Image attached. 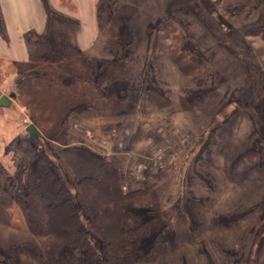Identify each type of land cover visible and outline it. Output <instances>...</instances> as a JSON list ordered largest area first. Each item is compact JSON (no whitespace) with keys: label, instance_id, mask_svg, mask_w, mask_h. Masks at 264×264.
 Here are the masks:
<instances>
[{"label":"rangeland","instance_id":"obj_1","mask_svg":"<svg viewBox=\"0 0 264 264\" xmlns=\"http://www.w3.org/2000/svg\"><path fill=\"white\" fill-rule=\"evenodd\" d=\"M94 6L96 33L84 46L71 38L73 21H64V50H74L89 73L62 78L89 76L112 101L101 108L77 95L54 122L38 116L42 101L30 106L15 96L0 107V260L43 264V249L34 255L26 242L63 246L25 229L15 210L22 191L28 215L43 214L24 191L26 173L38 166L60 179L89 230L90 199L61 158L64 147L77 145L116 168L124 190L147 187L133 207L143 220L158 204L157 228L143 227L142 247L149 250L158 232L162 250L136 264H264V0ZM63 57L34 60L58 64ZM9 69L0 95L14 92L24 75ZM29 122L38 140L25 130ZM73 251L81 264H95L86 249Z\"/></svg>","mask_w":264,"mask_h":264},{"label":"trees","instance_id":"obj_2","mask_svg":"<svg viewBox=\"0 0 264 264\" xmlns=\"http://www.w3.org/2000/svg\"><path fill=\"white\" fill-rule=\"evenodd\" d=\"M74 53V50L65 48L64 60L58 64L0 58V76L6 74L10 67L24 72L15 84V96L26 98L25 103L30 106L42 101L44 107L38 116L44 122L57 121L70 105L78 103L76 96L80 94L92 96L97 106L105 108L104 105L112 100L101 95L89 76H73L69 82H64L62 77L68 72L78 75L89 73L86 65L73 60ZM173 60L177 62L175 57ZM5 63L2 70L1 66ZM106 68L118 72L117 66L107 65ZM156 99L160 103L166 101L162 96H156ZM61 154L62 160L68 164L77 183L85 189L90 199L89 230L85 227V217L80 215L60 179L49 168L38 166L26 173L24 191L30 198L40 201L43 216L28 215L30 208L22 191L15 199V210L25 229L43 238L59 239L64 251H57L62 247L54 246L55 242L51 243L50 239L45 247L26 242L27 251L35 255L43 249V264H81L73 250L81 251L83 248L90 252L95 264H136L155 258L163 247L160 233H155L154 245L149 250L143 249L142 242L144 226L157 228L160 214L158 204L149 206L147 220H143L133 209L134 203L147 194V187L124 190L116 168L82 146L64 147ZM99 200L103 202L101 209L96 207ZM97 238L98 242L95 243ZM0 264L6 263L0 260Z\"/></svg>","mask_w":264,"mask_h":264},{"label":"crops","instance_id":"obj_3","mask_svg":"<svg viewBox=\"0 0 264 264\" xmlns=\"http://www.w3.org/2000/svg\"><path fill=\"white\" fill-rule=\"evenodd\" d=\"M94 3L95 0H70V4H64V0H0V58L26 62L63 55L67 20L73 21L75 27L71 36L74 43L84 46L96 33ZM52 10L55 18L48 20Z\"/></svg>","mask_w":264,"mask_h":264},{"label":"water","instance_id":"obj_4","mask_svg":"<svg viewBox=\"0 0 264 264\" xmlns=\"http://www.w3.org/2000/svg\"><path fill=\"white\" fill-rule=\"evenodd\" d=\"M15 97V93L14 92H10L8 95L6 94H1L0 95V107H8L11 105V100L12 98ZM25 130L26 132L33 137L34 139H39L38 136V129L35 126L34 123L29 122L26 126H25Z\"/></svg>","mask_w":264,"mask_h":264}]
</instances>
